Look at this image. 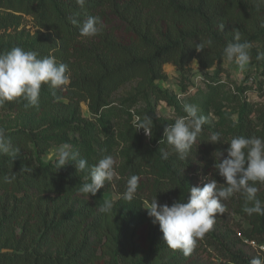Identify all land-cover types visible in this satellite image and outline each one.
<instances>
[{
  "label": "trees",
  "instance_id": "16d2710c",
  "mask_svg": "<svg viewBox=\"0 0 264 264\" xmlns=\"http://www.w3.org/2000/svg\"><path fill=\"white\" fill-rule=\"evenodd\" d=\"M0 8L10 13L0 17V32L19 25L24 16L45 32L32 43L0 46V54L20 47L41 58L52 56L57 64L67 66L69 76L63 90L42 85L37 106L25 107L22 98L0 105V123L6 112L56 115L38 129H2L0 124L15 152V157L0 154V264H193L195 249L185 256L168 247L159 224L144 217V203L156 198L169 205L186 201L192 186L202 187L211 180L217 181V187H227L215 168L220 152L226 156L227 142L237 136L264 138L263 102H245L230 133L205 123L186 160L179 159L164 137L165 128L176 118L151 119V137L143 129L137 132L133 124L125 138L132 140L128 158L120 163L113 148L118 138L106 130L98 151L86 160L94 166L104 156L114 158L120 197L108 213L100 211L104 204L98 194L79 192L88 183L87 172H77L75 165L59 169L42 162L41 156L55 143L73 141V135L86 152L94 137L82 103L99 115L121 88L133 82L135 92L119 107L134 118L144 115L136 112L139 101L153 113L159 101H166L178 117L186 116L184 107L159 86L168 77L165 65L184 72L196 61L203 80L207 77L215 86L225 83L218 67L226 58L224 47L234 41V30L239 31L241 42L250 43L257 65L262 64L264 0H86L83 8L76 0H0ZM88 15L100 17L104 25L92 37L81 35L79 26L71 23L76 18L82 24ZM208 40L213 41L210 47L196 50V44ZM238 87L239 94L247 89L244 84ZM213 133H220L223 142H208ZM162 151L170 153L168 159L162 158ZM133 175L139 178L138 189L135 198L126 201L123 195ZM256 187L264 206V184L257 182ZM230 198L229 203L222 201L224 214H217L213 228L195 247L205 243L217 251L220 262L216 264H250L246 254L235 248L234 235L239 231L245 240L264 244V215H248L242 194ZM230 209L247 226L237 222Z\"/></svg>",
  "mask_w": 264,
  "mask_h": 264
},
{
  "label": "clouds",
  "instance_id": "9594fccd",
  "mask_svg": "<svg viewBox=\"0 0 264 264\" xmlns=\"http://www.w3.org/2000/svg\"><path fill=\"white\" fill-rule=\"evenodd\" d=\"M83 8L86 0H76ZM71 23L79 26L80 33L86 37L99 34L104 25L100 17L88 15L81 22L71 18ZM221 31L224 25H220ZM234 41L229 42L223 49V54L230 62L243 66L250 59V43L241 42L239 31L234 30ZM212 40L200 42L195 45L197 51H202L206 46H211ZM68 69L65 64H57L52 56L39 57L35 51H26L14 47L4 54H0V105L22 98L27 103L25 107H34L39 103L42 85H49L53 89H61L69 84ZM180 94L178 93V98ZM186 116L178 117L174 123L169 124L164 131L167 139L180 160H186L196 144L197 137L202 132L206 123L204 116L198 115L195 105L184 104ZM136 130L143 129L146 136H152V120L144 118L133 122ZM211 143H220V133H213L207 140ZM226 149L227 155L220 152L215 168L225 180L227 187L218 188L217 181L211 180L203 186H192L186 201H175L171 205L160 204L153 199L147 207L148 215L153 223H158L163 233V241L173 250L181 251L188 256L194 250L197 240L203 238L215 223L217 214L223 215L227 200L234 193L244 197V211L248 215H264V206L257 197V182L264 184V138L237 136L230 140ZM0 154H9L15 157L11 149V142L0 130ZM170 153L162 151V158L168 159ZM224 157L222 160L220 157ZM59 169L65 165L75 163L77 172L85 171L88 161L80 158L78 151H73L71 146L64 144L56 152ZM116 176V163L111 155L104 156L90 169V182L84 183L79 192L85 196H95L106 182H112ZM11 179H15L13 176ZM7 182H11L5 177ZM139 184L136 175L127 181L123 199L132 201L135 198ZM251 205V206H249ZM112 203L106 201L101 206L102 213L110 212ZM250 264H264V259L253 257Z\"/></svg>",
  "mask_w": 264,
  "mask_h": 264
},
{
  "label": "rangeland",
  "instance_id": "374dc122",
  "mask_svg": "<svg viewBox=\"0 0 264 264\" xmlns=\"http://www.w3.org/2000/svg\"><path fill=\"white\" fill-rule=\"evenodd\" d=\"M9 14L7 10L0 8V17H7ZM44 34V31L39 30L34 25L30 16H24L23 21L19 25H13L7 30H1L0 46L7 47L16 43H32ZM249 55V61L243 66L237 65L235 62H230L225 58L218 68L220 70L219 77L222 76V79L226 80V82L218 86L210 82L207 77L203 80V74L201 75V72L198 71V64L196 61L192 62L190 64L191 68L184 72H180L172 64H166L164 70L168 77L166 80L159 81V86L162 90L168 92L169 95L174 96L173 101L178 102L181 106H184V104L195 105L198 108V115L204 116L206 118V123L210 126L218 128L223 132L230 133L238 120L243 104L248 102L245 96H243V93L239 94L235 89H239L238 86L241 84L240 79L242 75L249 72L251 68L257 64L254 61L256 58H253L251 55L250 49ZM192 84H195L199 88L198 91L194 95L183 97L185 95L183 93L187 91V87ZM135 86L136 82H133L121 88L115 94L112 103L104 108L99 115H96L90 110L88 103H82L83 114L91 123V134L94 137V142L89 146L88 150L84 152V145L75 140L74 138H77V136L73 135V141L55 143L50 149L43 153L41 156L42 162L58 165L56 152L58 148L64 144L70 145L73 151L79 152L80 158L86 159L87 156L91 154L94 155L96 151H98V143L104 140L106 130L108 129L118 138V141L113 147L116 154V162L120 163L126 161L129 148L132 145V140L125 139L127 136L126 133L133 126V122L139 118H134L131 112L121 109L119 107V102L133 94L135 92ZM194 92L195 91H193V93ZM178 93L182 101L178 98ZM135 109L136 112L141 111L144 114L141 116L140 120L147 117L158 122L164 118H178L177 113H175V107L169 105L166 101H159L154 113L151 111L152 108H148L142 101H139L135 105ZM55 116L54 112L39 114L6 112L0 124L2 129H13L16 127L38 129L43 127L47 122L53 121ZM73 165H75L74 162L67 166ZM91 167L92 166H88L85 170V172H87L86 182H90ZM116 178L117 175L114 177L111 186H105L104 191L97 193V197L102 204L106 201H110L113 206L120 197L119 190L115 184ZM230 201V197L227 200H223L225 203H229ZM149 204V201H145L142 213L146 219L152 220L148 215V210L144 208ZM230 213L237 222L247 226L246 220L241 215L233 213L231 209ZM144 234L145 233H143V238ZM234 238L236 240L235 248L242 250L250 261L256 256L264 259V250L246 242L239 231L235 233ZM194 249L193 264H216L220 262V259L217 258V251L209 245L204 243L198 245Z\"/></svg>",
  "mask_w": 264,
  "mask_h": 264
},
{
  "label": "built area",
  "instance_id": "2783aa9c",
  "mask_svg": "<svg viewBox=\"0 0 264 264\" xmlns=\"http://www.w3.org/2000/svg\"><path fill=\"white\" fill-rule=\"evenodd\" d=\"M240 83L244 84V86L247 88L244 90L243 96H245L248 102L264 103V62L260 65L255 64L249 72L244 73L240 79ZM196 87L197 86L193 84L187 93H193ZM235 91L237 90L235 89ZM237 92L239 93V91ZM246 242L256 246L257 248H260L261 250H264V244L249 240H246Z\"/></svg>",
  "mask_w": 264,
  "mask_h": 264
}]
</instances>
